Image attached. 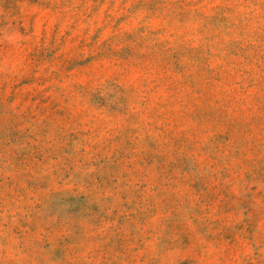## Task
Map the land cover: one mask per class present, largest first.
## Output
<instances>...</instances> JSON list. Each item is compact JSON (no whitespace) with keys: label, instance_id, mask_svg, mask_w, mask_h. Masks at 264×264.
<instances>
[{"label":"rangeland","instance_id":"rangeland-1","mask_svg":"<svg viewBox=\"0 0 264 264\" xmlns=\"http://www.w3.org/2000/svg\"><path fill=\"white\" fill-rule=\"evenodd\" d=\"M0 264H264V0H0Z\"/></svg>","mask_w":264,"mask_h":264}]
</instances>
